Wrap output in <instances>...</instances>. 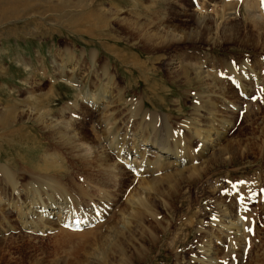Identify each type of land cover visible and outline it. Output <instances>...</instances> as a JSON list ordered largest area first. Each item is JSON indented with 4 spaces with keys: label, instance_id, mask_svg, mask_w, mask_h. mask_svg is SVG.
Masks as SVG:
<instances>
[{
    "label": "rangeland",
    "instance_id": "1",
    "mask_svg": "<svg viewBox=\"0 0 264 264\" xmlns=\"http://www.w3.org/2000/svg\"><path fill=\"white\" fill-rule=\"evenodd\" d=\"M78 4L0 25V114L16 112L0 168L18 186L0 175V264H264L262 0H89L97 36L66 25ZM102 92L105 114L85 100ZM141 144L185 162L135 175L141 150L122 157Z\"/></svg>",
    "mask_w": 264,
    "mask_h": 264
},
{
    "label": "bare ground",
    "instance_id": "2",
    "mask_svg": "<svg viewBox=\"0 0 264 264\" xmlns=\"http://www.w3.org/2000/svg\"><path fill=\"white\" fill-rule=\"evenodd\" d=\"M80 1V4H78L77 6L75 7H71L73 9H80L79 10V14L74 16V17H71L70 20L66 23V25L71 28V29H74L76 31H80V29L82 28L84 31V33L86 32L87 34L91 35V36H97L98 33H101L102 30H104L105 27H103V25H101L103 23V17L101 15H94L93 12H91L89 10V0H78ZM88 1V2H87ZM73 3V0H0V25L2 24H6L8 22H13L11 20H14V21H17L18 17L20 16V14L23 13L24 9L26 8H31V10L35 11L37 9H39V5H40V9H46V10H50L51 12H61L63 11L66 7L69 8V6ZM92 3V1L90 2ZM245 7V6H244ZM29 8V10H30ZM30 11V12H32ZM250 11V9H249ZM26 12V11H25ZM24 12V13H25ZM29 13V11H27ZM248 12V11H247ZM27 13V14H28ZM250 14H251V11H250ZM24 15V14H23ZM37 16V15H36ZM63 16V15H62ZM205 16V15H204ZM249 16V15H248ZM55 17V16H54ZM199 17V16H198ZM252 20V16H249ZM53 18V17H52ZM221 18V17H220ZM257 18V17H256ZM22 19H23V16H22ZM25 19V18H24ZM58 19V17H57ZM55 19V22H57ZM222 19V18H221ZM199 20V19H198ZM207 20V19H206ZM247 20V19H245ZM54 21V20H53ZM220 20H218L219 22ZM201 23V22H200ZM206 23V22H204ZM221 23V22H220ZM223 23V22H222ZM221 23V24H222ZM253 23V22H252ZM218 24V23H217ZM216 25V24H215ZM222 26H224L222 24ZM77 33V32H76ZM187 34V33H186ZM181 37V36H180ZM185 37V36H184ZM108 48V47H107ZM109 51V50H108ZM93 57V56H92ZM92 59V58H91ZM70 61V60H69ZM176 61V60H175ZM176 63V62H175ZM248 64V63H247ZM54 65H57L54 63ZM233 69H236V66H232ZM199 72V71H198ZM200 74V73H199ZM232 74V73H231ZM208 78V77H207ZM235 81V80H234ZM244 86V85H243ZM238 89L242 90L243 94H247L249 89L245 90L243 87H241V85H238L237 86ZM108 98L109 96L107 95V93L103 94V92L100 94V97H97L94 96V95H86V98L85 100L88 101L89 103L93 104L95 107H97L101 113H103L104 111L106 112V110L108 109ZM36 99V98H35ZM32 100V110H30V113L31 114H34V112H37L39 110L40 112V109L44 106V104L42 102H40L39 100ZM40 103V105H39ZM43 106H42V105ZM92 105V106H93ZM97 110V109H96ZM42 111V110H41ZM43 112V111H42ZM46 112V111H45ZM104 112V114H105ZM44 115V114H43ZM46 115H48L46 113ZM101 115V114H100ZM44 117V116H43ZM15 118H16V112L14 109H8L7 112H3L2 114H0V125L2 126V128H8L6 126H9L10 124H12L14 121H15ZM29 119V118H28ZM36 119V118H35ZM39 119V118H37ZM57 120V119H56ZM48 121V120H47ZM53 122V121H52ZM56 122V121H55ZM53 123V125L51 126L57 133L61 134V130H60V125H58L57 123ZM67 122V121H66ZM68 124V123H67ZM51 125V124H50ZM45 126V125H44ZM69 126V125H68ZM47 127V126H46ZM50 127V126H49ZM19 132V131H18ZM16 132V133H18ZM55 132V133H56ZM20 133V132H19ZM18 133V134H19ZM15 134V133H14ZM13 134L10 135V137L12 136ZM9 137V135H8ZM74 138V136H73ZM205 138V137H204ZM62 139V138H61ZM114 143L113 141L110 143L112 144ZM146 144V143H145ZM145 144H141L139 146L141 147H138L136 149H129L127 151H125L126 154H124V156L122 157L123 159L127 158L129 159L131 157V155H138V153H140V150H141V155H138L139 157L141 156L139 162L136 164L134 161H136L135 159L133 160V162H123L124 165H128V167H132L133 171H135V175H144V174H151V175H154L155 172L157 171V169L159 168V165H161L162 163H165L166 164V168H178V167H181L183 166V163L185 162V158L179 154L175 152H173V148L172 147V150L169 151L165 146L163 145H158L156 147H153V149H144V151L142 149L138 150L139 148H142V145H145ZM27 145V144H26ZM70 145V144H69ZM149 145V144H148ZM147 146V145H146ZM152 146V145H151ZM176 148V147H175ZM174 148V150H175ZM132 152L130 155L128 154L129 152ZM178 151V150H177ZM144 152V153H143ZM146 153H151L155 155L156 159L154 160V157H148L146 156ZM180 153V152H179ZM146 156V157H145ZM41 157V156H40ZM121 157L118 158V160H123ZM134 158V157H133ZM146 158L149 160L150 159H153V162L149 163V164H145V161H146ZM18 159V158H17ZM20 159V158H19ZM24 159V157H23ZM48 159V158H47ZM46 159V160H47ZM172 159V160H171ZM8 161V160H7ZM16 162V163H15ZM13 162L14 166H16V164L18 163L17 160ZM7 163V162H6ZM10 164V163H9ZM53 164V163H52ZM118 164H120L118 162ZM122 164V163H121ZM54 165V164H53ZM36 167L38 165H35ZM20 167V165H19ZM135 167V168H134ZM28 168V167H27ZM144 168H146L148 171H143L145 170ZM17 169V167L15 168ZM25 169V168H24ZM46 169L48 170L49 172V168L46 166ZM46 169H45V172H46ZM113 169V168H112ZM160 169V168H159ZM0 175L3 176V179H5L6 183L8 182L11 186V189L14 191L16 190V182L15 180H13L14 178H12V175L10 174L9 170L7 167H1L0 168ZM139 170H142V171H139ZM155 170V171H154ZM183 170V169H182ZM181 169L178 170L176 169V171H178L177 174H183V172H179V171H182ZM33 171V170H32ZM151 172V173H150ZM154 172V173H153ZM153 173V174H152ZM42 175V173H41ZM169 175V174H168ZM38 176V175H37ZM169 177V176H168ZM41 178V177H40ZM42 179V178H41ZM56 179V178H55ZM7 183V184H8ZM37 183V182H36ZM8 184V185H9ZM39 184V183H38ZM20 186V185H19ZM34 186V184L32 185ZM39 187V185H37ZM48 186V185H47ZM18 187V186H17ZM26 188V187H25ZM29 188V187H28ZM36 188V187H35ZM34 187H32V189H35ZM43 188V187H42ZM169 188V187H168ZM37 189V188H36ZM44 190V189H43ZM46 191V190H45ZM45 191H43L45 193ZM26 192V191H25ZM31 192V191H30ZM16 193V192H15ZM18 194V193H17ZM20 197V196H18ZM29 199V198H28ZM31 199V198H30ZM29 199V200H30ZM33 199V198H32ZM30 200L32 202L35 203L34 200ZM35 199V198H34ZM49 199V197L47 198V200ZM52 199V198H51ZM45 200V199H44ZM58 202V200H57ZM22 203V202H21ZM24 203H27V202H24ZM34 203H32L34 205ZM37 203V202H36ZM39 203V202H38ZM8 204V203H7ZM10 204V203H9ZM27 205V204H26ZM24 205V206H26ZM52 205V206H51ZM8 206V205H7ZM14 206V205H13ZM18 206V205H17ZM20 206H22V204H20ZM28 206V205H27ZM31 207V206H30ZM27 208L30 212L29 213H32L33 212V209L32 208ZM41 207V206H40ZM47 207V206H46ZM67 207V206H66ZM234 207V206H233ZM21 208V207H20ZM26 208V207H25ZM45 208V207H44ZM83 208V207H82ZM9 209V207H8ZM7 209V210H8ZM19 209V208H18ZM37 209V208H36ZM51 210V214H50V217H54L58 212L56 211L57 207H55L54 203L50 204V208ZM64 209H70V206L67 207V208H64ZM16 210V209H15ZM77 210V209H76ZM19 212V211H17ZM26 212V211H25ZM35 212V211H34ZM71 212V213H70ZM69 212V215L71 217L74 218L76 214V212L74 211V209L70 210ZM60 213V211H59ZM228 213L229 211L226 213V210L225 209H221L220 210V215L217 216L220 217V219H225L226 217L228 218H231L228 216ZM24 215V214H23ZM32 215H35V213ZM45 215V214H44ZM21 216V215H20ZM25 216H28V215H25ZM39 216V215H38ZM84 216V215H83ZM217 216L215 215L214 218H213V221L212 223H210V225L212 226H219L217 224ZM23 217V216H22ZM31 217V216H30ZM35 217V216H34ZM66 217V216H65ZM81 217V216H80ZM237 215H235V219H236V223H237ZM24 218V217H23ZM68 218V217H67ZM84 218V217H83ZM227 218V219H228ZM25 219V218H24ZM32 219V218H31ZM37 219V218H36ZM39 219V218H38ZM57 219V218H56ZM215 219L217 221H215ZM26 220V219H25ZM84 220V219H83ZM230 220V219H229ZM36 221V220H35ZM50 221V220H49ZM58 221V220H57ZM85 221V220H84ZM82 221V223L84 222ZM221 221V220H220ZM60 222V221H59ZM27 223V222H26ZM48 223V222H47ZM62 223V222H61ZM75 223H77L75 225ZM220 223V222H219ZM222 223V222H221ZM234 224V222H232ZM231 223V225H233ZM50 224V222H49ZM59 224V223H58ZM81 224V222L79 221V219L77 220H72V218H70V220L67 222V225H70L72 227H79V225ZM217 224V225H215ZM29 225V224H28ZM39 225V224H38ZM60 225V224H59ZM84 225V224H82ZM238 225V224H237ZM44 226V225H43ZM221 226V225H220ZM223 226V225H222ZM30 227V226H29ZM34 228H36V226H33ZM55 227V226H54ZM66 227V226H65ZM238 228H239V231H241V228L239 227L238 225ZM30 229V228H29ZM43 229V228H42ZM226 229V228H225ZM229 229V228H228ZM232 229V228H231ZM230 231V230H229ZM239 237H241V234L239 232ZM209 247V246H208ZM207 248V247H206ZM212 249V248H211ZM206 251V250H205ZM213 255V254H212ZM208 256V255H207ZM206 258V257H205ZM207 262V261H206ZM196 263H198V261H196Z\"/></svg>",
    "mask_w": 264,
    "mask_h": 264
},
{
    "label": "snow or ice",
    "instance_id": "3",
    "mask_svg": "<svg viewBox=\"0 0 264 264\" xmlns=\"http://www.w3.org/2000/svg\"><path fill=\"white\" fill-rule=\"evenodd\" d=\"M262 3H264V0H262Z\"/></svg>",
    "mask_w": 264,
    "mask_h": 264
}]
</instances>
